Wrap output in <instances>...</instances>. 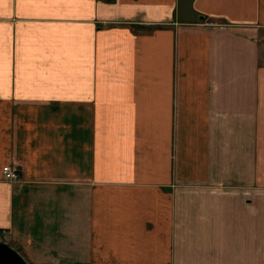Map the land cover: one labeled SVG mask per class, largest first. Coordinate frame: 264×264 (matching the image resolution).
<instances>
[{
    "label": "crops",
    "instance_id": "crops-1",
    "mask_svg": "<svg viewBox=\"0 0 264 264\" xmlns=\"http://www.w3.org/2000/svg\"><path fill=\"white\" fill-rule=\"evenodd\" d=\"M0 241L264 264V0H0Z\"/></svg>",
    "mask_w": 264,
    "mask_h": 264
},
{
    "label": "water",
    "instance_id": "water-1",
    "mask_svg": "<svg viewBox=\"0 0 264 264\" xmlns=\"http://www.w3.org/2000/svg\"><path fill=\"white\" fill-rule=\"evenodd\" d=\"M0 264H28V262L18 250L0 241Z\"/></svg>",
    "mask_w": 264,
    "mask_h": 264
},
{
    "label": "built area",
    "instance_id": "built-area-1",
    "mask_svg": "<svg viewBox=\"0 0 264 264\" xmlns=\"http://www.w3.org/2000/svg\"><path fill=\"white\" fill-rule=\"evenodd\" d=\"M2 171L6 180L14 181L19 179V171L9 164L4 165Z\"/></svg>",
    "mask_w": 264,
    "mask_h": 264
}]
</instances>
